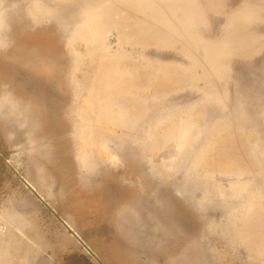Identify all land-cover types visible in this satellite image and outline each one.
Wrapping results in <instances>:
<instances>
[{"label": "rangeland", "instance_id": "1", "mask_svg": "<svg viewBox=\"0 0 264 264\" xmlns=\"http://www.w3.org/2000/svg\"><path fill=\"white\" fill-rule=\"evenodd\" d=\"M0 264H264V0L0 1Z\"/></svg>", "mask_w": 264, "mask_h": 264}, {"label": "bare ground", "instance_id": "2", "mask_svg": "<svg viewBox=\"0 0 264 264\" xmlns=\"http://www.w3.org/2000/svg\"><path fill=\"white\" fill-rule=\"evenodd\" d=\"M125 4V3H124ZM56 6V5H55ZM133 6V5H132ZM134 7V6H133ZM126 8H127V6H126ZM128 9V8H127ZM131 12V11H130ZM142 12H143V10H142ZM135 13V12H134ZM138 13V12H137ZM141 25V24H140ZM133 28H135L136 27V25H131ZM143 26V25H142Z\"/></svg>", "mask_w": 264, "mask_h": 264}, {"label": "flooded vegetation", "instance_id": "3", "mask_svg": "<svg viewBox=\"0 0 264 264\" xmlns=\"http://www.w3.org/2000/svg\"><path fill=\"white\" fill-rule=\"evenodd\" d=\"M0 1H2V0H0Z\"/></svg>", "mask_w": 264, "mask_h": 264}]
</instances>
